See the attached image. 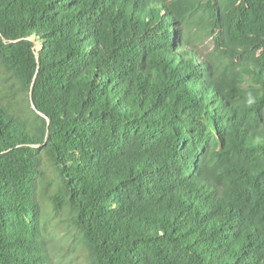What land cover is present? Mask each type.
Here are the masks:
<instances>
[{
    "label": "trees",
    "instance_id": "1",
    "mask_svg": "<svg viewBox=\"0 0 264 264\" xmlns=\"http://www.w3.org/2000/svg\"><path fill=\"white\" fill-rule=\"evenodd\" d=\"M0 79V264L40 181L87 264H264V0H0Z\"/></svg>",
    "mask_w": 264,
    "mask_h": 264
},
{
    "label": "rangeland",
    "instance_id": "2",
    "mask_svg": "<svg viewBox=\"0 0 264 264\" xmlns=\"http://www.w3.org/2000/svg\"><path fill=\"white\" fill-rule=\"evenodd\" d=\"M197 48L201 55H207L213 49V41L210 37H205L197 41ZM36 48L39 44L36 43ZM4 82L0 79V88ZM7 94L6 89H3ZM47 179L52 177V171L47 168ZM44 184L40 181L37 188V195L43 205L41 223L45 226L49 240V251L52 255L54 264H87L85 252L76 240L75 232L65 221L63 214H54L44 196Z\"/></svg>",
    "mask_w": 264,
    "mask_h": 264
},
{
    "label": "water",
    "instance_id": "3",
    "mask_svg": "<svg viewBox=\"0 0 264 264\" xmlns=\"http://www.w3.org/2000/svg\"><path fill=\"white\" fill-rule=\"evenodd\" d=\"M30 101H31V107L35 110L36 109V106L35 104L33 103L32 101V98H31V93H30ZM39 113V112H38ZM40 115L44 116L43 114L39 113Z\"/></svg>",
    "mask_w": 264,
    "mask_h": 264
}]
</instances>
